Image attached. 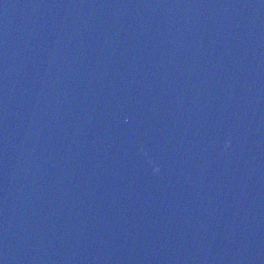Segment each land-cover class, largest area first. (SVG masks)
Instances as JSON below:
<instances>
[{
  "label": "water",
  "instance_id": "obj_1",
  "mask_svg": "<svg viewBox=\"0 0 264 264\" xmlns=\"http://www.w3.org/2000/svg\"><path fill=\"white\" fill-rule=\"evenodd\" d=\"M0 264H264V0H0Z\"/></svg>",
  "mask_w": 264,
  "mask_h": 264
},
{
  "label": "clouds",
  "instance_id": "obj_2",
  "mask_svg": "<svg viewBox=\"0 0 264 264\" xmlns=\"http://www.w3.org/2000/svg\"><path fill=\"white\" fill-rule=\"evenodd\" d=\"M230 143V142H229ZM160 169L159 168H157V169H155V170H153L154 172H158Z\"/></svg>",
  "mask_w": 264,
  "mask_h": 264
}]
</instances>
